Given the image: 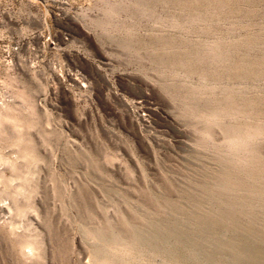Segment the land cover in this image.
Segmentation results:
<instances>
[{
    "label": "rangeland",
    "instance_id": "obj_1",
    "mask_svg": "<svg viewBox=\"0 0 264 264\" xmlns=\"http://www.w3.org/2000/svg\"><path fill=\"white\" fill-rule=\"evenodd\" d=\"M260 256L264 0H0V264Z\"/></svg>",
    "mask_w": 264,
    "mask_h": 264
},
{
    "label": "bare ground",
    "instance_id": "obj_2",
    "mask_svg": "<svg viewBox=\"0 0 264 264\" xmlns=\"http://www.w3.org/2000/svg\"><path fill=\"white\" fill-rule=\"evenodd\" d=\"M131 229H132V228H131ZM157 229H158V228H157ZM163 230H164L163 233H165V230H166V229L164 228ZM128 231H129V230H128ZM128 231H127V233H128ZM154 231H156V230H154ZM154 231H153V232H154ZM159 231H162V230L160 229ZM166 232H167V236H169V235H171V234L173 233L172 230H168V231H166ZM175 232H176V231H175ZM133 233H134V232H133ZM141 233H142V231H141ZM143 233H144V232H143ZM146 233H147V232H146ZM151 233H152V232H151ZM148 234H149V231H148ZM148 234H147V235H148ZM157 234H158V233H157ZM176 234H177V233H176ZM178 234H179V233H178ZM145 235H146V234H145ZM145 235H144V236H145ZM147 235H146V237H147ZM200 235H201V234H200ZM154 236H156V235H154ZM161 236L164 237V238H166L164 235H162V232H161ZM202 236H204V235H202ZM134 237H135V242H142V241H143V238L146 239V237H141V236L138 235V234H136V235L134 234ZM177 237H178V236H177ZM148 238H149V237H148ZM167 238H169V237H167ZM170 238H171V237H170ZM178 238H179V237H178ZM190 238H191V237H190ZM171 239H173V238H171ZM191 239H192V238H191ZM131 240H132V239H131ZM165 240H166V239H165ZM186 240H188V237L186 238ZM234 240H235V239H234ZM176 241H177V240H176ZM189 241H190L189 244L191 245V240L189 239ZM235 241H236V240H235ZM131 242H132V241H131ZM133 242H134V241H133ZM210 242H211V241H210ZM232 242H234V241H232ZM236 242H237V241H236ZM237 243H238V242H237ZM147 244H148V243H147ZM231 244H234V246H235V243H231ZM217 246H218V245H217ZM232 246H233V245H232ZM236 246H238V245H236ZM240 246H241V245H240ZM245 246H246V245H244V246L242 245V248H243V247L245 248ZM220 247H221V246H220ZM229 247H230V246H229ZM246 247H247V246H246ZM214 248H215V247H214ZM227 248H228V247H227ZM238 248H239V247H238ZM244 248H243V249H244ZM189 249H191V248H189ZM212 249H213V248H212ZM230 249H233V252H234V249L236 250V248H230ZM249 249H250V248H249ZM167 251H168V250H167ZM219 251L221 252L222 249L219 250ZM237 251H238V252H241L242 250H241V251H240V250H237ZM250 251H251V250H250ZM257 251H258V250H257ZM259 251H261V250H259ZM213 252H214V251H213ZM228 252H230V254H231V251L228 250ZM235 252H236V251H235ZM235 252H234V254H235ZM252 252H253V251H252ZM211 253H212V251H211ZM221 253H222V252H221ZM258 253H259V252H258ZM258 253H257V254H258ZM212 254H213V253H212ZM232 254H233V253H232ZM232 254H231L230 256H232ZM247 254H250V253H247ZM247 254H244V253H239V254H237V253H236L237 256H235V255L232 256V260H234V261L237 260V259H236V260L233 259V257H237L238 259H243V260H244V258H246V257L248 258V255H247ZM259 254H260V253H259ZM255 255H256V254H255ZM260 255H261V254H260ZM195 256H196V255H195ZM212 256H213V255H212ZM212 256H210V257L212 258ZM191 257H192V256H191ZM214 257H216V256H214ZM220 257H221V255H220ZM251 257H252V255H251ZM251 257H250V258H251ZM260 257H261V259H263L262 262H260V263H261V264H264V258H263L262 256H260ZM260 257H258V259H259ZM253 258H255V257L253 256ZM256 258H257V257H256ZM216 259H217V258H216ZM221 259H222V258H221ZM219 260H220V258H219ZM222 260H223V259H222ZM245 260H246V259H245ZM249 260H250V259H249ZM249 260H248V262H249ZM254 260H255V259L252 260V258H251L250 261H253V262H254ZM224 261H226V260H224ZM224 261H223V262H224ZM234 261H233V262H234ZM255 261H256V260H255ZM257 261H258V260H257ZM257 261H256V263L258 264ZM233 262H232V263H233ZM236 262H237V261H236ZM238 262H239V261H238ZM221 263H222V261H221ZM232 263H231V264H232ZM243 263H244V262H243ZM254 263H255V262H254ZM256 263H255V264H256ZM260 263H259V264H260ZM222 264H223V263H222ZM236 264H237V263H236ZM240 264H241V263H240ZM244 264H245V263H244ZM252 264H253V263H252Z\"/></svg>",
    "mask_w": 264,
    "mask_h": 264
}]
</instances>
